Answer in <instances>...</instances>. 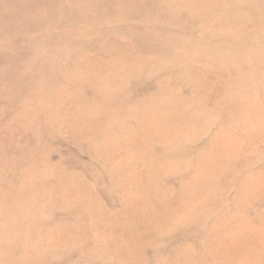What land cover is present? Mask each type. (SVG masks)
<instances>
[{
	"label": "rangeland",
	"instance_id": "1",
	"mask_svg": "<svg viewBox=\"0 0 264 264\" xmlns=\"http://www.w3.org/2000/svg\"><path fill=\"white\" fill-rule=\"evenodd\" d=\"M0 264H264V0H0Z\"/></svg>",
	"mask_w": 264,
	"mask_h": 264
}]
</instances>
